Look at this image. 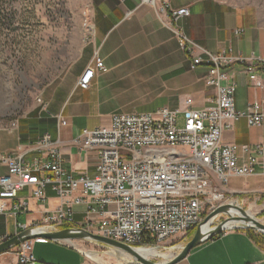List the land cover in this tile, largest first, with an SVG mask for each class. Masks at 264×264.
I'll use <instances>...</instances> for the list:
<instances>
[{"label":"built area","instance_id":"2783aa9c","mask_svg":"<svg viewBox=\"0 0 264 264\" xmlns=\"http://www.w3.org/2000/svg\"><path fill=\"white\" fill-rule=\"evenodd\" d=\"M139 2L169 16V28L190 58L189 69L206 68L202 81L214 90L211 104L196 108L187 98L182 110L158 107L114 113L109 124L82 129L71 141L80 152L95 151L93 176L65 175L60 140L49 132L42 133L36 144L40 154L28 155L29 151H25L0 156L7 167L0 174V214L25 212L27 202L17 197L18 192L27 187L31 197L44 200V187L49 185L62 201L30 226L46 231L81 226L131 247L158 251L165 249L162 246L166 240L185 236L183 242L169 247L175 254V248L188 240L187 232L207 212L226 202V191L231 195L239 193L227 189L231 178L259 175L264 186V142L222 143L223 130L231 129L240 118H245L248 126L264 119V96L261 101L246 103L245 110L234 108L237 83L231 67L244 65L248 79L254 80L255 68L264 67V52L245 56L229 46L216 53L205 49L195 53L196 44L180 24L181 18L189 15L187 7L174 8L169 0ZM243 32L242 28L233 30L236 36ZM92 60V66H87L78 80L80 88H87L93 72L107 70L97 55ZM255 85L261 84L257 81ZM40 99L38 96L42 102ZM66 123L65 118L56 116L57 130ZM75 206L83 207L82 222L74 218ZM28 226L19 224L15 233ZM31 241L15 247L18 264L36 263ZM130 261L126 264H138Z\"/></svg>","mask_w":264,"mask_h":264},{"label":"crops","instance_id":"0c3cea01","mask_svg":"<svg viewBox=\"0 0 264 264\" xmlns=\"http://www.w3.org/2000/svg\"><path fill=\"white\" fill-rule=\"evenodd\" d=\"M169 1L174 8L185 6L189 9V15L181 18L180 24L185 35L196 44L195 53L200 52V49L216 53L231 46L234 51L245 56L250 52L263 54L264 17L260 14L256 15L248 7L230 0ZM86 10L91 26L90 33L84 36L74 58L48 84V86L56 85L52 89V94L61 91L64 95L59 110L50 118L38 117L36 114L31 116L32 113L38 112L34 108H38L39 104L34 103L18 125L16 123L8 129H2L15 137L18 145L13 151L17 153L29 151L28 155L40 154L36 151V144L42 133L49 132L52 138H58L65 175L73 177H78L81 173L94 175L96 153L94 150L80 152L71 140L82 129H93L101 123L109 124L111 115L115 112L112 111L113 108H109L108 102L116 93L120 78L125 72L130 76L152 77L163 84L167 95L163 108L182 110L186 106L187 98H191L192 107L203 108L210 105L214 97L213 88L206 87L202 81L206 68L203 66L193 70L188 68L190 58L178 44L174 32H171L169 16L158 14L149 5L140 4L139 0H89ZM235 28H242L244 32L236 36L233 33ZM85 51H87L86 64L79 67L72 80L66 83L64 73L70 65L82 58ZM94 55L101 58L107 70L93 72L87 88H80L77 86L78 80L84 75L86 67L92 66ZM243 66L239 64L231 66L233 80L237 83L233 104L236 110H245L246 103L261 101L264 96V67L257 66L254 70V80H250ZM257 81L260 82V86L255 85ZM40 98L42 101V92ZM97 111L103 120L89 122L87 117L89 113ZM58 115L67 120L66 125L59 130L55 125ZM39 122L42 125H51L52 130L45 129L44 125L39 127ZM263 142L264 119L260 124L248 126L245 118L242 117L231 129L223 130L222 143ZM10 150L6 148L5 152H2L3 150L0 149V156L13 153ZM6 171L7 167L0 161V174L3 175ZM44 188V200L31 197L30 189L27 187L18 192L17 197L27 202V209L17 215L11 212L0 214V241L19 230L17 227L19 224L30 226L39 222L43 213L55 209L61 203L62 199L51 186L47 185ZM227 189L239 193L264 190H240L229 186ZM82 209V206H75L74 218L77 222L83 220ZM48 243L36 240L39 254L33 256L38 258L40 264H112L88 260L76 244L72 245L67 241L56 242L61 246H54L59 247L55 251ZM12 251L14 248L10 252L1 253L0 261L7 259L6 256ZM38 260L34 264H37ZM9 264H16L15 258ZM180 264H264V248L254 243L245 231H226L194 248L180 261Z\"/></svg>","mask_w":264,"mask_h":264},{"label":"rangeland","instance_id":"374dc122","mask_svg":"<svg viewBox=\"0 0 264 264\" xmlns=\"http://www.w3.org/2000/svg\"><path fill=\"white\" fill-rule=\"evenodd\" d=\"M88 1L0 0L2 12L0 14V149L3 150L2 152H5L6 148L13 151L18 145L13 134L2 129H8L16 123L18 125L32 104L38 103L39 106L34 108L38 112L32 113L31 116L36 114L38 117L44 116L45 118L53 116L61 107L63 93L59 91L52 94V89L56 85L48 86V84L74 58L80 49L84 36L90 33L88 30V25H90L88 10H86ZM230 1L246 6L256 15L260 14L264 17V0ZM86 59L87 51L83 52L82 58L77 63L68 67L64 73L66 83L72 80L79 67L86 64ZM119 82L120 85L117 87L116 93L108 102L109 108H113L112 111L114 110L115 113H135L164 106V100L167 96L166 88L152 77L130 76L128 72H125ZM41 92L42 102H39L37 98L40 97ZM46 105L47 110H45ZM44 110L45 112L42 113ZM100 111L104 112V110ZM87 117L89 122H101L103 120L98 111L90 112ZM180 123L181 120L178 124ZM38 124L39 127L44 125L40 122ZM101 125L102 123L99 126ZM44 128L52 130L51 125H44ZM13 153L16 154L17 152L13 151ZM229 181V187L240 190L264 189L259 175L232 178ZM224 194L226 202L232 199L238 200L239 204L234 201L231 202L244 210L251 209L253 216L264 223V192L260 194L255 191H245L231 195L226 191ZM226 216L223 213L216 215L212 218L211 225L221 222ZM254 232L257 236L263 235L258 230ZM184 237L178 235L166 240L162 246L165 249L159 252L172 254L173 249L171 250L169 247L174 243L177 245L183 242ZM48 242L54 251L59 248L54 246H61L55 241ZM68 243L76 244L83 255L85 254L84 257L90 261L126 264L122 260L127 259L121 256L120 252H116L101 243L88 239L74 240ZM31 246V252L36 255L39 254V246L36 245V240L31 241ZM14 251L8 256L4 255L7 259L1 260L0 264H9L13 258L18 264ZM91 251L95 252L93 258L86 255ZM34 258L36 261L38 260L37 257ZM160 258L155 257L156 260H161ZM37 264H40L39 260ZM176 264H180V261Z\"/></svg>","mask_w":264,"mask_h":264},{"label":"water","instance_id":"95a60500","mask_svg":"<svg viewBox=\"0 0 264 264\" xmlns=\"http://www.w3.org/2000/svg\"><path fill=\"white\" fill-rule=\"evenodd\" d=\"M236 209L239 211V215L233 216L229 213L230 209ZM226 214V218H223L221 222L211 225L206 230H203L202 227L208 223L209 220L213 217H215L218 214ZM230 220H238L243 223H252L251 225H235V226H227L226 223ZM36 229H40L41 231H37ZM235 229H251L254 231H257L259 233H262L264 235V223L259 221L254 216H251L248 214L246 210H244L242 207L231 204L230 203H222L217 206L213 210H211L209 213H207L203 219L197 224L193 234L188 238V240L179 246V248H175L176 253L165 261H158V260H150L147 258H144L136 249V247L128 244H125L121 241H118L113 238H109L100 234H97L95 232L89 231L85 228L80 227H65L58 230H42L40 227H33L28 226L25 229L20 230L17 233H14L0 241V254L6 253L7 251L17 247L19 243L27 241V240H35L36 238H42L47 241H55V242H72L74 240H82V239H88L91 241H95L98 243H101L105 246H108L110 249H113L116 252L123 251L126 253H129L132 256L133 261H136L138 264H176L177 262L181 261L186 257L190 251H192L194 248L198 247L200 244H203L204 242L213 239L214 237L223 234L226 231H232ZM85 256V254H84ZM126 263L131 262L125 261Z\"/></svg>","mask_w":264,"mask_h":264},{"label":"bare ground","instance_id":"6f19581e","mask_svg":"<svg viewBox=\"0 0 264 264\" xmlns=\"http://www.w3.org/2000/svg\"><path fill=\"white\" fill-rule=\"evenodd\" d=\"M231 201H234L236 204H239L238 200L236 199H232V200H229L228 202L226 203H230L233 204ZM248 212V214H250L251 216H253V213L251 211V209H248L246 210ZM230 214H232L233 216H236V215H239V211L236 210V209H230L229 211ZM210 223H212V218L209 220V222L202 227L203 230H206L210 227ZM251 225L252 223L248 222V223H243L241 221H238V220H230L226 223L227 226H235V225ZM197 226V225H196ZM37 231H41L40 229H36ZM144 258H147V259H151V258H155V257H161L160 259L162 261H165V260H168L169 258H171L174 254H169V253H160L159 251L155 250V249H147V248H138L136 249ZM121 256H123L124 258H126L127 260H122V261H129L131 260L132 256L129 254V253H126V252H123V251H119ZM88 257H91L93 258L95 256V252L93 253L92 251L90 253H87L86 254ZM129 259V260H128ZM159 260V261H161Z\"/></svg>","mask_w":264,"mask_h":264},{"label":"trees","instance_id":"16d2710c","mask_svg":"<svg viewBox=\"0 0 264 264\" xmlns=\"http://www.w3.org/2000/svg\"><path fill=\"white\" fill-rule=\"evenodd\" d=\"M0 14H2L1 10H0ZM195 228L196 227H193L189 232H187L189 237L193 234L192 232H194ZM242 231H245L248 234V236L254 241V243H256V244L260 245L262 248H264V235L259 234L257 236V234H255V232L251 229H245ZM218 236H216V237H218ZM216 237H214V238H216ZM45 242H48V241L46 240Z\"/></svg>","mask_w":264,"mask_h":264}]
</instances>
